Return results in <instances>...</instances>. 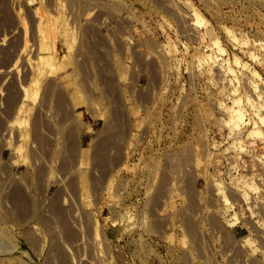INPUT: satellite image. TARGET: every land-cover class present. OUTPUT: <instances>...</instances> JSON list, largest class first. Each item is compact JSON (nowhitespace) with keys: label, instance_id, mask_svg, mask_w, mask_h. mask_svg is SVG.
I'll return each mask as SVG.
<instances>
[{"label":"rangeland","instance_id":"374dc122","mask_svg":"<svg viewBox=\"0 0 264 264\" xmlns=\"http://www.w3.org/2000/svg\"><path fill=\"white\" fill-rule=\"evenodd\" d=\"M0 264H264V0H0Z\"/></svg>","mask_w":264,"mask_h":264},{"label":"bare ground","instance_id":"6f19581e","mask_svg":"<svg viewBox=\"0 0 264 264\" xmlns=\"http://www.w3.org/2000/svg\"><path fill=\"white\" fill-rule=\"evenodd\" d=\"M48 56V55H47ZM46 57V56H45ZM50 57H52V56H50ZM52 59V58H51ZM40 62V61H39ZM36 72V71H35ZM34 77V76H33ZM34 79V78H33ZM29 88V87H28ZM27 92V91H26ZM29 92V91H28ZM26 95H27V93H26ZM21 107V106H20ZM18 109V108H17ZM19 110V109H18Z\"/></svg>","mask_w":264,"mask_h":264}]
</instances>
